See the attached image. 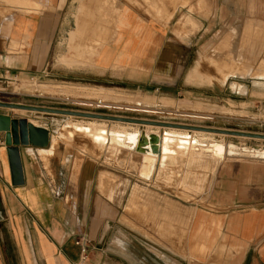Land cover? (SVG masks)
<instances>
[{
    "label": "crops",
    "instance_id": "obj_1",
    "mask_svg": "<svg viewBox=\"0 0 264 264\" xmlns=\"http://www.w3.org/2000/svg\"><path fill=\"white\" fill-rule=\"evenodd\" d=\"M13 1L0 0L2 90L9 88L13 81L30 79L54 85L70 84L78 89L93 85L96 90L104 92H153L172 99L189 88H200L186 83V76L192 68H198L200 53L204 52L214 53L217 57L221 55L223 60L229 51L233 57L236 52L244 67L264 70V15L258 16L259 11L255 17L242 16L244 18L241 17L235 33L224 30V25L216 39L219 33L211 25L201 37L198 29L184 36L173 33L166 24L137 8L121 6L117 8L111 39L102 44L97 38L93 45H88L84 37L102 36L103 30L101 25H96L88 32L83 24V20L87 22L85 14L83 11L79 13V9L87 3L97 5L101 0ZM239 2L253 3L256 8L260 6L261 14H264V0ZM116 3L124 4L122 0ZM197 3L198 0H191V5ZM71 33L75 36L72 42ZM204 37L205 41L200 45ZM98 42L100 44L96 46ZM226 45H230L229 51L220 50ZM103 85L118 86L107 88ZM0 110V115L12 119H41L44 123L37 126L49 130L47 147H19L23 183L18 186L12 185L7 147L4 134L0 133V264H156L151 251L136 246L125 233L122 225L126 224L127 216L118 219L120 208L112 203L113 190L107 193V199L90 193L88 185L92 175L86 168L69 172V175L56 171L55 155L59 142L54 147V154L46 153L52 148L51 136L56 132L47 117H37L44 113L28 112L32 115L21 116L11 109ZM30 122L36 121L28 120ZM77 138L85 139L83 135H77L75 140ZM220 175L213 193L218 206L264 200V191L260 187L262 181L256 176L264 175L263 171L242 170L237 174L223 172ZM228 175L247 176L233 180L225 190ZM227 192L229 197H226ZM224 225L227 245L240 251V264L251 259L254 264H264V209L233 213ZM105 230L114 231V243L107 238ZM81 237L93 241L85 260L74 243ZM224 259L231 264L236 260L235 254L226 255ZM158 260L162 264V260Z\"/></svg>",
    "mask_w": 264,
    "mask_h": 264
},
{
    "label": "rangeland",
    "instance_id": "obj_2",
    "mask_svg": "<svg viewBox=\"0 0 264 264\" xmlns=\"http://www.w3.org/2000/svg\"><path fill=\"white\" fill-rule=\"evenodd\" d=\"M118 1L101 0L97 5L89 3L82 5L83 13L87 16L85 19L90 22L87 21L86 28L93 30L96 25H101L103 30L102 36L99 37L87 35L88 45L91 43L93 45L97 38L102 44L111 39L116 25L117 8L121 6L137 8L142 13L166 24L173 33L184 36L198 29L201 37L202 32L211 25L215 32L219 33L216 39L220 37L225 27L224 30L235 33L242 16L255 17L256 11H259L258 16L264 15L261 14L260 6L256 8L253 3H240L239 0H216L215 3L212 0H198L196 5H191V0H122L124 4L116 3ZM83 8L79 9V13ZM73 38L74 35L70 37L71 42ZM203 41L205 37L200 40V45ZM223 48L229 51L230 45L221 47L220 50ZM200 54L198 72L201 79L190 84L200 88H189V91H183L172 99L153 92L142 94L122 90L104 92L100 89L96 90L93 85L86 89H78L70 84L54 85L26 79L13 81L9 88H5L4 93H0V102L184 127L264 135V70H261V67H244L236 52L233 57L229 51L224 60L221 55L217 57L214 53ZM188 74L186 83H188ZM41 86L46 89L40 88ZM103 86L115 88L118 85ZM3 88L0 87V91ZM144 96L153 98V103H144ZM11 111L21 116L32 115L14 109ZM44 115L37 117L42 119L47 117L54 131L63 135L59 138V135L54 133L57 138L56 144L59 142L55 155L56 171L69 175V172L84 171L86 168L89 175H92L88 185L90 193L107 199V193L113 190L112 203L120 208L118 219L127 216L126 224L122 225L125 233L136 246L151 251L150 253L154 255H152L153 262L160 264L158 260L160 259L162 264L163 262L165 264H229L224 261L227 260L224 256L233 253L236 260L231 264H240V251L227 245L224 221L233 213L243 214L264 209V200L220 207L215 203L213 193L218 185L220 173L237 174L242 170L264 172V159L260 156L264 152L263 139L209 132L196 134L193 133L197 131L196 129L188 130V136L196 137L199 141V146L196 148L198 153L199 148L202 149L200 153L203 156L199 153L201 157L198 160L200 164L198 162L194 164L193 161H188L178 154L166 158L157 155L144 161L130 145L127 133L138 131L145 134L144 132L148 131L146 126L154 127V125L47 113ZM26 119L36 121L37 124L44 123L41 119L32 117ZM68 122L78 125L80 131L65 127ZM94 122L104 125L105 131L100 136L101 141L99 138L94 140L88 137V139L84 136L86 135L84 132L81 133L83 127ZM165 128L167 127L150 130L164 135ZM74 130L78 134L73 133ZM79 134L86 139L75 140L76 135ZM99 143H102V146ZM214 144L231 145L229 151L235 158L226 157L219 162L217 169L211 172L216 162L210 147ZM78 163L81 165L80 169ZM258 165H262V168ZM246 176L228 175L230 182L225 179L224 189L228 190L233 180L243 179ZM256 176L262 181L260 187L264 191V175ZM229 195L230 193L227 192L226 197ZM105 233L108 239L114 237L112 230H105ZM92 242L89 241L90 244ZM111 242L114 243L113 239ZM202 245H206L207 248L199 251ZM246 264H254L253 259Z\"/></svg>",
    "mask_w": 264,
    "mask_h": 264
},
{
    "label": "bare ground",
    "instance_id": "obj_3",
    "mask_svg": "<svg viewBox=\"0 0 264 264\" xmlns=\"http://www.w3.org/2000/svg\"><path fill=\"white\" fill-rule=\"evenodd\" d=\"M9 1V0H8ZM11 1H13V0H11ZM15 1L16 0H14L13 2L15 3ZM26 1V0H25ZM13 2H10V3H13ZM83 2V1H82ZM5 3V2H4ZM84 3V2H83ZM86 3V2H85ZM24 4V3H23ZM80 5H81V3H80ZM87 5H88V3H87ZM27 6V5H26ZM85 6V5H84ZM34 7V6H33ZM81 8H83V7H81ZM77 10V9H76ZM84 10V8L82 9V11ZM76 14V13H75ZM85 14V13H84ZM83 17V16H82ZM84 17H87V16H85L84 15ZM83 17V18H84ZM83 20V19H82ZM87 21H88V19H86ZM82 22V21H81ZM89 22V21H88ZM79 23V22H78ZM87 24V22L85 21V20H83V24ZM90 23V22H89ZM92 23H94V22H92ZM80 25V24H79ZM84 26V25H83ZM78 27H81V26H78ZM77 27V29H81V28H78ZM97 27V26H96ZM100 28V27H99ZM98 29V28H97ZM88 30V29H87ZM80 31V30H79ZM78 31V32H79ZM89 31H91L90 29H89ZM88 31V32H89ZM95 31V30H94ZM81 32V31H80ZM87 33V32H86ZM72 35V36H71ZM69 37H73V35L74 34H71ZM81 36H83V35H85V33L82 35V34H80ZM87 35V34H86ZM91 35H92V33H91ZM100 35V34H99ZM89 36V35H88ZM88 36H86V37H88ZM86 37H84V38H86ZM89 37H92V36H89ZM81 38V37H80ZM74 39V38H73ZM72 39V40H73ZM89 38H87V40H88ZM81 40H84V39H81ZM84 41H86V40H84ZM80 42V41H79ZM81 43V42H80ZM83 44V46H84V42H82ZM61 44V43H60ZM99 42L96 44L95 43V45L96 46H99ZM94 45V48H96V46ZM86 47V46H85ZM88 46H87V50L86 51H88ZM98 48V47H97ZM96 48V49H97ZM62 49V48H61ZM96 49H95V51H94V54H95V52H96ZM85 50V49H84ZM93 50V49H92ZM85 51V52H86ZM57 62H58V59H57ZM56 62V63H57ZM59 64V63H58ZM80 66H83V65H80ZM85 66H83V68H84ZM88 67V66H87ZM93 68V67H92ZM237 68V67H236ZM75 69V68H74ZM239 69V68H238ZM201 70V69H200ZM199 70V71H200ZM237 70V69H236ZM235 74H237V72L235 73ZM243 75H245V74H243ZM201 79V75L199 76V72H198V68H194L192 71H190L189 72V74H188V78H187V82L189 83V84H193L194 82H196V80L198 81V80H200ZM225 81V80H224ZM226 82V81H225ZM200 83V82H199ZM40 88H42V89H46V88H43V86H41ZM237 90V89H236ZM75 91V90H74ZM144 98H145V100H143V102L144 103H146V102H148V103H153V98H149V97H145L144 96ZM141 99H143V98H141ZM103 101V100H102ZM120 101V100H119ZM162 101V100H161ZM161 101H158V102H160L161 103ZM164 101V100H163ZM162 101V102H163ZM169 101V100H168ZM171 101V100H170ZM140 102V101H139ZM138 102V103H139ZM155 102V101H154ZM100 103V102H99ZM164 104H166V103H164ZM168 105V104H167ZM21 111H24V110H21ZM32 125H34V126H37L38 124H37V122H30ZM66 123V122H65ZM124 123H126V122H124ZM81 126V125H80ZM65 127H67V128H70V130L71 129H75L77 132H79L80 131V127L78 126V125H76V124H74V123H71V122H68L67 124H66V126ZM147 128H148V131H146V132H144L145 133V135H144V140H145V143H146V146H145V148H142L141 150H139L138 151V144H139V142L141 141V133L140 132H133V133H127V136H128V141H129V143H130V145L133 147V149L138 153V154H140L142 157H143V159H144V161H147L148 159H151V158H153V157H156L157 155L159 156V155H161L163 158L165 157H171V155H174V154H178L179 156H184L188 161H193L194 162V164L195 163H197L198 162V160H199V158L201 157L200 156V154L202 155V153H200L201 152V150H200V148H199V153H198V151H197V149L196 148H198V146H199V141H197L196 140V137H191V136H188V130L187 129H182L181 130V128H173V127H169V128H165V134L164 135H160V134H158L157 132H152L150 129H153V128H155V129H160V126H154V127H152V126H146ZM84 129H83V131L81 132V133H85L86 135H84V136H87V138L89 137V138H92V139H94V140H97L98 138H99V140L101 139L100 138V136L103 134V132L105 131V129H104V125L103 124H101V123H97V122H94V123H91V124H89V125H87L86 127H83ZM75 130H74V132L73 133H75V134H78L77 132H75ZM199 131V132H198ZM70 134L72 133L71 131L69 132ZM193 133H196V134H198V133H203V134H205L204 133V131H200V130H197V131H194ZM56 134H58L59 135V138L61 137V136H63L62 134H60L59 132H56ZM55 134V135H56ZM117 134V133H116ZM157 135V147H156V152H153V150H152V147H151V144H150V136L151 135ZM55 135H52L51 136V144H52V148L51 149H47L46 150V153H51V152H53V150H54V147H55V145H56V142H57V138H56V136ZM71 135H73V134H71ZM71 135H69V136H71ZM79 135H81V134H79ZM78 135V136H79ZM121 135V134H120ZM119 135V136H120ZM114 136H115V134H114ZM76 137H77V135H76ZM75 137V138H76ZM102 137H104V136H102ZM124 137V136H123ZM73 138H74V135H73ZM88 138V139H89ZM86 139V138H85ZM87 139V140H88ZM105 139V138H104ZM111 139V138H110ZM109 139V140H110ZM255 139V138H254ZM93 140V141H94ZM143 140V139H142ZM92 141V142H93ZM101 141V140H100ZM124 141V140H123ZM96 142V141H95ZM99 142V141H98ZM98 142L96 143L97 145H98ZM112 142H114V141H112ZM116 142V141H115ZM125 142V141H124ZM100 144V146H102L101 144L102 143H99ZM119 144H121V143H119ZM213 144V143H212ZM99 146V145H98ZM202 146V145H201ZM231 146V145H230ZM230 146H227V145H220V144H214V145H212V146H210L212 149L211 150H213L212 152H213V157H214V159H216L215 161L216 162H214V164H213V167H212V170H211V172H214L216 169H217V166H218V164H219V162L220 161H222V160H224L226 157H233V156H231V154H230V151H229V148H230ZM202 148V147H201ZM206 148V147H205ZM204 149V148H203ZM208 149V148H207ZM96 150V149H95ZM204 151V150H203ZM238 153V152H237ZM204 154V153H203ZM249 154V153H248ZM251 155V154H250ZM203 156V155H202ZM241 156V155H240ZM256 156V155H255ZM263 159H264V152L262 153V155H260ZM174 157V156H173ZM175 157H178V156H176L175 155ZM209 157V156H208ZM246 157V156H245ZM233 158H235V156L233 157ZM237 158H239V157H237ZM174 159V158H173ZM176 159V158H175ZM177 159H179V158H177ZM180 159H183V158H181L180 157ZM245 159V158H244ZM236 160V159H235ZM253 160V159H252ZM183 161V160H182ZM259 161V160H258ZM257 161V162H258ZM189 164V163H188ZM193 163H192V165H194ZM198 164H200L199 162H198ZM197 165V164H196ZM200 167H202V166H200ZM196 174V173H195ZM189 175V174H188ZM191 175V174H190ZM200 179V178H199ZM199 186V188H200V185H198ZM102 187H103V185H102ZM216 216V215H215ZM213 225V224H212ZM212 228V227H211ZM220 230V229H219ZM218 233H220V232H218ZM201 235V234H200ZM208 236V235H207ZM187 238V237H186ZM218 239V238H217ZM184 241V240H183ZM192 242V241H191ZM204 242V241H203ZM213 242V241H212ZM181 243V242H180ZM181 245V244H180ZM207 248V246L206 245H202L201 247H200V250L199 251H202L203 249H206ZM184 249V248H183ZM185 250V249H184ZM183 250V251H184ZM198 251V252H199ZM196 252V251H195ZM197 252V253H198ZM200 254V253H199ZM198 254V255H199ZM208 254V253H207ZM196 256H197V254H196ZM206 256V255H205Z\"/></svg>",
    "mask_w": 264,
    "mask_h": 264
},
{
    "label": "water",
    "instance_id": "obj_4",
    "mask_svg": "<svg viewBox=\"0 0 264 264\" xmlns=\"http://www.w3.org/2000/svg\"><path fill=\"white\" fill-rule=\"evenodd\" d=\"M0 108L4 109H14V110H24L26 112H36V113H47V114H55V115H65V116H75V117H89V118H97V119H112L119 122H131L136 124L143 125H154L160 127H173V128H181L187 130H200L209 133H217L228 136H239L246 138H261L264 140V135L257 134H248V133H240V132H232L225 130H215V129H205V128H192V127H184L180 125H170L166 123H157V122H147L141 120H131V119H123V118H114L108 116L101 115H93L86 113H77L72 111H64V110H55L49 108H40L33 106H25L11 103H2L0 102ZM0 133L4 134V144L7 147V156L8 162L11 172V181L12 185L18 186L23 183L22 176V166L19 156V147H47L48 139H49V130L41 127L34 126L31 123H28V120L25 118L12 119L6 115H0ZM144 135L141 134V141L139 142L138 151L142 148H145L146 143L144 140ZM150 144L153 152H156L157 147V136H150ZM1 220V217H0Z\"/></svg>",
    "mask_w": 264,
    "mask_h": 264
},
{
    "label": "built area",
    "instance_id": "obj_5",
    "mask_svg": "<svg viewBox=\"0 0 264 264\" xmlns=\"http://www.w3.org/2000/svg\"><path fill=\"white\" fill-rule=\"evenodd\" d=\"M0 93H4V91L1 89ZM75 245L80 248V254L82 257V260H85L87 257L88 249H89V240L87 238H76L74 241Z\"/></svg>",
    "mask_w": 264,
    "mask_h": 264
}]
</instances>
